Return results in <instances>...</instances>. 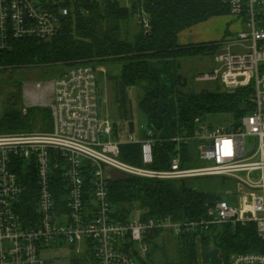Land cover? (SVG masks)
<instances>
[{
    "label": "built area",
    "instance_id": "1",
    "mask_svg": "<svg viewBox=\"0 0 264 264\" xmlns=\"http://www.w3.org/2000/svg\"><path fill=\"white\" fill-rule=\"evenodd\" d=\"M84 1L105 0H0V53L28 37L50 40L75 5ZM223 1L242 27L222 39L214 68L195 78L220 82L226 91L250 88L247 111L225 122L208 115L192 134L162 137L177 142L178 150L195 142L197 156L208 164L184 166L178 151L170 168H152L157 141L152 129L146 128L145 138L132 134L125 141L116 139L114 122L100 106L99 73L105 69L78 63L47 85L53 93L51 130L0 133V264H54L47 252L63 246L91 252L94 264H150L149 238L158 232L170 231L176 237L196 232L201 251L202 233L218 223L253 221L264 241V28L259 23L264 0ZM126 7L133 22L149 31L142 0H129ZM122 142L141 144L142 165L120 158ZM256 171L260 177L253 179ZM117 173L159 179L218 176L233 186L219 193L222 199L206 204V218H144L142 210H134L120 219L113 214L109 196L110 180ZM29 195L36 208L25 218L21 204ZM229 263L264 264V252L233 253Z\"/></svg>",
    "mask_w": 264,
    "mask_h": 264
},
{
    "label": "trees",
    "instance_id": "2",
    "mask_svg": "<svg viewBox=\"0 0 264 264\" xmlns=\"http://www.w3.org/2000/svg\"><path fill=\"white\" fill-rule=\"evenodd\" d=\"M149 15L151 28L146 31L132 20V11L119 0H105L102 4L84 1L77 3L63 22L61 31L47 41L39 42L25 38L15 42L14 49L0 53V73L10 70L6 78L0 79V94L8 85L5 101L6 110L0 117V133L34 131L41 125V131L53 126L51 109L46 106H30L26 110L23 102V80L19 72L26 67L40 65H65L58 73L62 75L78 63L94 65L121 64L119 75L120 106L130 119L134 129L129 98V89L142 92L139 108L147 119V128L152 129L156 142L154 163L158 170L171 167L173 157L182 154L184 166H190L196 156L195 142L182 144L163 139L166 118L171 121L173 136L192 134L198 122L208 115L232 114L239 118L248 108L250 88H238L234 93L228 90L201 93L188 92L181 87L177 75L181 69L177 64L183 58L213 54L221 47L222 39L211 41H182L183 36L196 25L208 19L230 14V7L223 0H142ZM173 62L176 75V90L169 92L162 85L160 77L151 67L153 60ZM174 96L177 103L178 120H172L168 98ZM164 102V105H163ZM144 128L141 135L145 138ZM119 133L114 128V137ZM120 158L135 165H142L141 144L122 142ZM21 178L25 176L23 169ZM61 176L58 183H62ZM29 180L34 182L33 176ZM187 179H159L135 175H122L110 180L109 196L113 214L126 219L134 210H142L143 217L154 215L171 216L173 220H199L207 217V203L222 199L223 195L193 188ZM29 195L21 208L25 214L35 213L36 200ZM157 234H160L158 232ZM196 232L177 237L178 264L198 262ZM203 249L210 244L217 246L225 264L233 253L264 252V241L259 237L256 224L231 223L213 224L202 235ZM205 252V251H204ZM150 255V253H149ZM89 256L84 257L88 259ZM93 263L95 259L91 257ZM207 259V256H206ZM80 264L79 258L72 259Z\"/></svg>",
    "mask_w": 264,
    "mask_h": 264
},
{
    "label": "rangeland",
    "instance_id": "3",
    "mask_svg": "<svg viewBox=\"0 0 264 264\" xmlns=\"http://www.w3.org/2000/svg\"><path fill=\"white\" fill-rule=\"evenodd\" d=\"M124 6L129 4V0H119ZM229 18V14L216 16L208 19V21L196 25V34L201 39H209L213 37H219L218 39L225 38L226 35L232 34L233 30H228L229 25L234 21V18ZM261 27L264 28V19H262ZM263 24V25H262ZM225 34V35H224ZM218 51V50H217ZM216 62L213 54L197 55L196 57L183 58L178 62L177 67L181 69L178 74H183L188 78V86H192L197 91L207 89L212 93L214 91L225 90L222 83L217 81H203L199 82L196 80L195 76L198 73L205 72L214 68ZM173 62H167L166 60H160L159 63H154L152 69L155 70L160 77L162 85L169 92H174L176 90V75L174 67H172ZM104 67V71L99 73L100 81V106L103 114L108 112L111 118L115 117L116 120L121 118V113L119 109V75L121 70V64H101ZM65 65H40L31 66L23 68L19 72V77L23 80V102L26 106V110L30 106H46L51 109V99L53 97L52 90L47 86L54 79L58 77V73L65 69ZM10 74V70L5 73H0V79L6 78ZM38 82L42 84L37 85ZM52 84V83H51ZM8 85L3 87V94H0V117L4 115L6 110L5 95L8 90ZM130 94V104L132 110L133 121L135 123V131L130 132L128 128L123 132L121 136L124 138H129L130 135H134L135 138L139 137L141 130L146 129L147 119L144 113L139 108V98L142 96V92L138 93L136 89H129ZM168 105L170 108L172 120L177 122V103L174 96L168 98ZM164 105V102H163ZM214 121L225 122L232 119V114H215L212 116ZM122 121V120H121ZM120 121V122H121ZM167 126H171V121L167 119ZM119 122V124H120ZM129 127V125L127 124ZM37 131H41V125L35 128ZM34 130V131H36ZM129 136V137H128ZM208 164L205 160H202L195 156L193 163L190 166H204ZM117 177L122 176V174L117 173ZM253 179H258L260 177V172L256 171L251 174ZM187 184L193 188L220 193L224 188L232 187L231 182L224 181L221 177L210 176V177H198L187 179ZM150 243V264H178V238L170 231H164L157 236L149 238ZM47 255L53 260L54 264H73V258H79L80 264H94L91 257L92 254L89 251L77 252V249L71 246L55 247ZM211 259L207 264H224L225 260L220 257V250L217 246L212 244L211 248ZM89 256L88 259L84 257ZM203 264V263H201Z\"/></svg>",
    "mask_w": 264,
    "mask_h": 264
},
{
    "label": "crops",
    "instance_id": "4",
    "mask_svg": "<svg viewBox=\"0 0 264 264\" xmlns=\"http://www.w3.org/2000/svg\"><path fill=\"white\" fill-rule=\"evenodd\" d=\"M216 17V16H215ZM230 18H234L232 15L229 14V18H226V20L230 19ZM208 21V20H207ZM206 22V21H205ZM203 23V22H202ZM199 25V24H198ZM263 25V24H262ZM241 25H240V22L239 20H237L236 18H234V21L231 23V25H229L228 27V30H232L234 29L232 32H235L237 30H240L241 29ZM195 28V27H194ZM192 29L190 31H188L187 33L184 34L183 36V39L182 41L184 42H191V41H211V40H217V38L219 37H213V38H209V39H201L199 36H196V35H193V33L196 32V28L195 29ZM196 34V33H195ZM225 35V34H224ZM222 39V38H221ZM160 60H153L151 62V67H153V64L154 63H159ZM168 62V61H167ZM155 72V70H154ZM100 82V81H99ZM130 91V90H129ZM129 98H130V94H129ZM119 106H120V96H119ZM120 109V113H121V118H120V115H119V119L116 120L115 117L112 118L113 122H114V128L117 127V131L119 133V136H118V140H121V141H125L127 140L128 138H122L121 136L123 135V132L126 130V128L129 129V131L132 133L135 131V123H134V129L131 130V127H130V119L128 117H126L123 113V109L121 108V106L119 107ZM166 118V117H165ZM122 120V121H121ZM121 121V122H120ZM120 122V124H119ZM127 124L129 125V127L127 126ZM147 128V127H146ZM141 133H142V130H141ZM140 133V135H141ZM129 137V136H128ZM160 137H164V138H170V137H173V132H172V128L171 126H167V121H166V124H165V127L164 129L160 132ZM211 248H212V244L209 245L207 251L204 250L202 248V250L198 252V262L196 264H207V262H209V260L211 259ZM205 251V252H204ZM206 256H207V259H206ZM220 257L221 256V252H220ZM223 258V257H222ZM224 259V258H223ZM225 264V263H224Z\"/></svg>",
    "mask_w": 264,
    "mask_h": 264
},
{
    "label": "water",
    "instance_id": "5",
    "mask_svg": "<svg viewBox=\"0 0 264 264\" xmlns=\"http://www.w3.org/2000/svg\"><path fill=\"white\" fill-rule=\"evenodd\" d=\"M177 81H178V83H180L179 85L181 86V87H188V92H195L196 91V89L195 88H193L192 86H188V78L186 77V76H184L183 74H178L177 75ZM207 92V93H211L209 90H207V89H203V90H201V93H204V92ZM230 93H234L235 92V90H230L229 91Z\"/></svg>",
    "mask_w": 264,
    "mask_h": 264
}]
</instances>
